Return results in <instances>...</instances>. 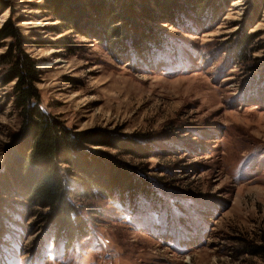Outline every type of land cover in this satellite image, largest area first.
<instances>
[{"label":"rangeland","instance_id":"obj_1","mask_svg":"<svg viewBox=\"0 0 264 264\" xmlns=\"http://www.w3.org/2000/svg\"><path fill=\"white\" fill-rule=\"evenodd\" d=\"M5 2L0 26L10 18L23 35L42 109L70 132L104 130L149 146L138 157L84 144L133 167L151 192L130 203L84 198L60 165L87 232L56 238L37 216L45 209L33 208L30 218L13 208L7 214L2 196L0 264H264V0H207L198 14L180 1L175 25L164 13L143 15L135 18L138 30L132 20L117 23L124 27L111 43L91 20L100 0H82L84 7L62 0L76 7L77 29L55 18L45 0ZM101 2L141 15L143 0ZM10 40H0V55ZM57 40L68 46L56 49ZM6 69L0 59V175L20 123Z\"/></svg>","mask_w":264,"mask_h":264},{"label":"trees","instance_id":"obj_2","mask_svg":"<svg viewBox=\"0 0 264 264\" xmlns=\"http://www.w3.org/2000/svg\"><path fill=\"white\" fill-rule=\"evenodd\" d=\"M45 1L47 2L45 6H49L55 18L68 22L71 28L77 29L79 24L74 15L76 8L74 5L84 7L82 3L80 4L82 0H74L77 3L74 5L70 4L72 0ZM88 1L83 0L85 3ZM180 1L187 3L186 9L191 8L198 14L207 0H152L160 12L156 16L150 13L146 5L148 0H143V4L140 5L141 15L132 7L123 6L124 4H121L123 9L120 7L119 10L104 9L99 5L102 3L100 0L94 5L96 10L93 12L94 19L91 20L101 29L98 38L108 39L111 43L116 36L120 38L124 27L117 23L132 20L133 30H138L135 27L139 25V21L135 18L139 19L143 15L156 19L162 18L164 13L165 21L175 25L176 17L185 9ZM7 7L6 2L1 4L0 13ZM252 37V34L244 35L238 47L241 57L246 53ZM7 38L11 40L0 55V59L7 65L5 83L13 81L10 95L20 123L18 129L9 136L10 141L6 145L4 158L6 170L0 175V198L8 197L6 202L10 205L4 211L9 214L11 208L21 210L28 213L30 218L36 214L32 215L33 208L45 209L43 212H37V216L46 222L47 226L55 229L56 238L62 237L70 241L77 236L85 235L87 226L70 199L77 194L65 186L59 166H64L63 170L81 185L83 191L81 197L113 198L119 202L130 203L136 193L147 195L151 192L150 184L141 174L135 173L133 167L119 162L112 154L102 150L88 151L84 144L109 146L138 157H145L149 146L120 139L116 137L119 135L113 136L114 134L104 130L70 132L65 129L40 105L39 90L36 87L39 72L35 60L24 51V37L10 18L0 26V40ZM150 39L158 42V39L151 35ZM128 40L137 46L136 40L133 41L132 38ZM52 44L57 47L56 49L68 46L62 40ZM250 252L257 250L253 249Z\"/></svg>","mask_w":264,"mask_h":264},{"label":"water","instance_id":"obj_3","mask_svg":"<svg viewBox=\"0 0 264 264\" xmlns=\"http://www.w3.org/2000/svg\"><path fill=\"white\" fill-rule=\"evenodd\" d=\"M66 179H67L68 183L71 184V186H73L75 189H81L82 188L81 185L79 183H77L75 180H73L69 177H67Z\"/></svg>","mask_w":264,"mask_h":264},{"label":"bare ground","instance_id":"obj_4","mask_svg":"<svg viewBox=\"0 0 264 264\" xmlns=\"http://www.w3.org/2000/svg\"><path fill=\"white\" fill-rule=\"evenodd\" d=\"M48 52H49V53H57V52H60V50H52V49H50ZM56 62H57V63H60L61 60H58V61H56Z\"/></svg>","mask_w":264,"mask_h":264}]
</instances>
